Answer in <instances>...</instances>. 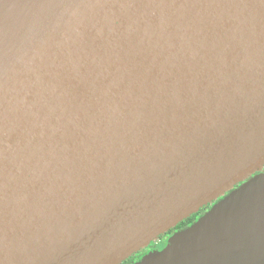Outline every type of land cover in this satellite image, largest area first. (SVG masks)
I'll list each match as a JSON object with an SVG mask.
<instances>
[{"label":"water","instance_id":"obj_1","mask_svg":"<svg viewBox=\"0 0 264 264\" xmlns=\"http://www.w3.org/2000/svg\"><path fill=\"white\" fill-rule=\"evenodd\" d=\"M214 201L133 264H264V0H0V264H121Z\"/></svg>","mask_w":264,"mask_h":264},{"label":"trees","instance_id":"obj_2","mask_svg":"<svg viewBox=\"0 0 264 264\" xmlns=\"http://www.w3.org/2000/svg\"><path fill=\"white\" fill-rule=\"evenodd\" d=\"M211 204H209L208 206L200 209L196 214L190 216L189 218H187L186 220L182 221L181 223H179L177 226H175L174 228H172L169 232L163 234L160 236V239L164 240L167 235L174 231V230H179V229H182V228H185L186 226H188L190 223L194 222V220L200 216L204 211H206L208 209V207L210 206ZM145 252L146 250L142 249L141 251H139L138 253L134 254L133 256L129 257L128 259H126L125 261H123L121 264H131V262L134 260V259H138L141 254H143L142 252Z\"/></svg>","mask_w":264,"mask_h":264},{"label":"flooded vegetation","instance_id":"obj_3","mask_svg":"<svg viewBox=\"0 0 264 264\" xmlns=\"http://www.w3.org/2000/svg\"><path fill=\"white\" fill-rule=\"evenodd\" d=\"M211 206H212V205H210L206 211H208V210L210 209ZM206 211H204L201 215H203ZM201 215H200V216H201ZM200 216H198V217L194 220V222H195ZM194 222H192V223H194ZM192 223H190L189 225H191ZM189 225H188V226H189ZM188 226H186V227H188ZM186 227H185V228H186ZM182 229H184V228H182ZM179 230H181V229H179ZM179 230H174V231L170 232L169 235H168L164 240L159 239V241L154 242L152 245H150V247H149L147 250L150 251V250H153V249H155V248H162L163 246H165L168 237H170L174 232L179 231ZM145 253H146V252H144L142 255H144ZM141 257H142V256H140L138 259H134V260L131 262V264L137 262Z\"/></svg>","mask_w":264,"mask_h":264},{"label":"rangeland","instance_id":"obj_4","mask_svg":"<svg viewBox=\"0 0 264 264\" xmlns=\"http://www.w3.org/2000/svg\"><path fill=\"white\" fill-rule=\"evenodd\" d=\"M248 181V180H247ZM246 181V182H247ZM241 184H239V185H237L236 186V188H238L239 186H240ZM227 194H229V192L228 193H226L225 195H227ZM217 201H214L211 205H213V204H215ZM169 235V234H168ZM167 235V236H168ZM154 243V242H153ZM153 243H151L150 245H152ZM150 245L149 246H147L146 248H145V252L146 253H148L149 251L147 250L149 247H150ZM166 245V244H165ZM165 249V246H163L162 248H155V249H153V250H150V251H155V252H159V251H163ZM144 250V249H143ZM142 253H144V251L142 252ZM141 256H143L142 254H141Z\"/></svg>","mask_w":264,"mask_h":264}]
</instances>
